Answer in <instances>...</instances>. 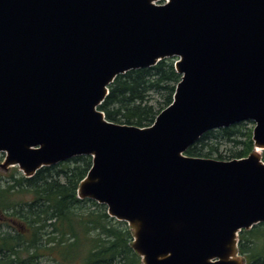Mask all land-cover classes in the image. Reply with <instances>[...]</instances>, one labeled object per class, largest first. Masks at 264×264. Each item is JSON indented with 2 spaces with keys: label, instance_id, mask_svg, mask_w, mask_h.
<instances>
[{
  "label": "water",
  "instance_id": "water-1",
  "mask_svg": "<svg viewBox=\"0 0 264 264\" xmlns=\"http://www.w3.org/2000/svg\"><path fill=\"white\" fill-rule=\"evenodd\" d=\"M166 58L181 78L153 124L107 121L114 79ZM248 121L247 157L184 155ZM262 151L264 0H0L2 167L30 178L90 156L77 197L127 223L141 264H245L238 233L264 224Z\"/></svg>",
  "mask_w": 264,
  "mask_h": 264
},
{
  "label": "trees",
  "instance_id": "trees-1",
  "mask_svg": "<svg viewBox=\"0 0 264 264\" xmlns=\"http://www.w3.org/2000/svg\"><path fill=\"white\" fill-rule=\"evenodd\" d=\"M174 62L166 58L118 75L98 110L109 122L149 127L172 102L181 78ZM251 136L240 124L211 130L184 155L245 158L253 151ZM223 143L232 146L226 158L219 153ZM261 156L264 162V151ZM91 165L90 156H76L30 178L16 170L5 178L0 184V264H141L127 223L110 217L102 204L78 199V185ZM237 250L245 264H264V224L241 230Z\"/></svg>",
  "mask_w": 264,
  "mask_h": 264
},
{
  "label": "rangeland",
  "instance_id": "rangeland-1",
  "mask_svg": "<svg viewBox=\"0 0 264 264\" xmlns=\"http://www.w3.org/2000/svg\"><path fill=\"white\" fill-rule=\"evenodd\" d=\"M162 3H163L162 1L157 2V4H162ZM239 124L242 126L243 131H246V130H249V129L252 131V129L254 127V123L253 122H249V121L248 122H244V123H239ZM231 148H232L231 145H229L227 143H223V144H221V146L219 148V153H221L226 158V156H229L230 155V149ZM216 156L217 155H212V157L209 158V159L219 160V159H216L217 158ZM4 158H5V154L1 153L0 154V184L1 185H5V181H6L5 178L9 177V175L13 171L16 170L17 172H20L19 171V168L17 166H10L8 168H3L2 167V162H3ZM222 161H226V160H222ZM8 223H9L10 226H13L12 225V222H11V219H10V221H8ZM2 231H6L5 226L2 228ZM238 257L241 258V259H243V257L241 255H239ZM53 264H55V263H53Z\"/></svg>",
  "mask_w": 264,
  "mask_h": 264
},
{
  "label": "bare ground",
  "instance_id": "bare-ground-1",
  "mask_svg": "<svg viewBox=\"0 0 264 264\" xmlns=\"http://www.w3.org/2000/svg\"><path fill=\"white\" fill-rule=\"evenodd\" d=\"M258 152H259V150H258Z\"/></svg>",
  "mask_w": 264,
  "mask_h": 264
}]
</instances>
